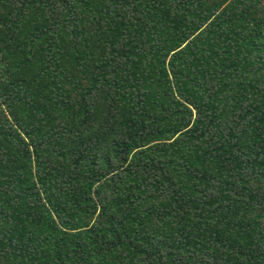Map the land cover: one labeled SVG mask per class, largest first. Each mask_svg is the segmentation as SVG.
Masks as SVG:
<instances>
[{
  "label": "trees",
  "instance_id": "16d2710c",
  "mask_svg": "<svg viewBox=\"0 0 264 264\" xmlns=\"http://www.w3.org/2000/svg\"><path fill=\"white\" fill-rule=\"evenodd\" d=\"M0 264H264V0H0Z\"/></svg>",
  "mask_w": 264,
  "mask_h": 264
}]
</instances>
